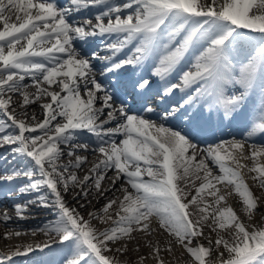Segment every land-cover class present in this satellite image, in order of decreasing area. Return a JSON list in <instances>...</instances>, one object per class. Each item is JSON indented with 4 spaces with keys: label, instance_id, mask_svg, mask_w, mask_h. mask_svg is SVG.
I'll return each instance as SVG.
<instances>
[{
    "label": "snow or ice",
    "instance_id": "1",
    "mask_svg": "<svg viewBox=\"0 0 264 264\" xmlns=\"http://www.w3.org/2000/svg\"><path fill=\"white\" fill-rule=\"evenodd\" d=\"M108 3L109 0H69L68 7L60 8L53 2L0 0L3 24L0 114L8 116L11 126L18 131V134L9 133L0 125V145H16L11 149L13 156L27 158L25 167L13 168L5 179L10 182L13 178H26L27 183L18 188L21 194L39 192L42 188L49 190L51 204L44 195L28 203L56 210L57 220L49 223L46 230L59 235L69 248L65 264H119L107 255L112 251L111 245H120L117 251H128L124 238L131 237L138 229L151 231L153 216L159 218V227L194 257L193 264H206L205 254L209 249L189 245L193 237L200 235L197 226L208 219L206 209L200 207L199 194L210 189V183H202L196 189L198 195L184 202L190 176L200 179L201 169L205 180L211 176L204 158H211L223 173L212 180L234 185L248 208H255L256 203L241 175L226 166L225 157L220 155L221 151H228L225 144L200 149L188 131L179 124L168 127L166 122L182 120L191 130L195 120L204 118L205 114L209 121L215 117L221 123L244 116L250 128L246 139L264 132V0H126L123 5L109 6L97 13L95 23L89 18L68 19L72 12ZM129 9L122 17L121 13ZM244 29L258 33L262 39L242 38ZM95 36L109 37L103 46L106 55L93 50L90 57H82L74 46L75 41L88 43ZM245 36L254 37L250 33ZM125 50L128 54L119 58ZM92 61L101 63L100 71L106 79H113L117 84L123 81L125 94L133 96L139 110L146 114L155 112L149 103L153 91L161 99L179 94L180 100L162 111L161 123L129 114L124 101L119 108L115 107L117 93L90 75L94 70ZM186 61L194 71L184 70ZM149 65L148 75L137 74V69ZM127 68L133 71L125 76L121 70ZM57 77L62 79L57 81ZM26 78L37 86L41 79L48 85L56 82L66 93H47L53 103L43 105L44 119L34 126L8 115L11 105L8 94L27 88L23 83ZM77 78L83 83H77ZM81 88L87 100L81 99ZM250 100L259 112V123L252 120L254 111L249 109ZM98 101L101 107H94ZM24 103H28L27 96ZM104 115L107 119L102 120ZM113 122L115 128L101 131ZM77 130L93 134L97 140L94 151L104 155L91 169L95 175H85L83 179L68 170L81 168L86 158L76 156L74 163H59L64 156L59 145H72L68 156H73L78 148L87 149V144H73ZM117 136L123 137L119 144ZM229 147L242 148V144L232 141ZM252 156H264V149L254 150ZM197 157L204 158L194 164ZM229 157L235 159L230 154ZM108 170L116 172L113 189L123 175L134 191L122 189V200L107 201L103 208L104 222L111 221V226L100 231L91 222L95 214L89 213L86 218L78 210L85 205L72 207L65 194L78 185L80 191L73 201L85 199L90 195L85 188L93 182L97 195L112 191L101 190ZM253 171L258 173L259 183L264 186V166ZM210 191L216 197V204L225 199L223 195H216L215 188ZM117 205L118 218L113 219L107 214ZM190 205L195 206L200 219L190 218L193 214L187 211ZM26 208L27 205H15L21 214L18 218L23 219ZM218 211L219 227L223 229L225 222H234L239 241L229 244L227 240H216L228 253V258L220 264H264V228L249 232L236 221L231 208ZM10 219L4 215L0 222L7 224ZM160 252L159 246H155L154 257ZM0 264H10V258L0 256Z\"/></svg>",
    "mask_w": 264,
    "mask_h": 264
},
{
    "label": "bare ground",
    "instance_id": "2",
    "mask_svg": "<svg viewBox=\"0 0 264 264\" xmlns=\"http://www.w3.org/2000/svg\"><path fill=\"white\" fill-rule=\"evenodd\" d=\"M122 1L123 0H109L108 4H106V5L104 4V7L119 5V4H122L121 3ZM125 2H126V0H124V3ZM129 11H131V9L122 12L121 13L122 17L126 16ZM257 14H259V13H257ZM13 22H15V21L13 20ZM104 22L107 23V18H105ZM2 28H3V24H2V22H0V30H2ZM241 31H242V33H241L242 38L253 39V40L262 39L261 37H259L258 33L249 32V30H247V29H244ZM249 33L251 35H253L254 37H246L245 36V34H249ZM0 66H2V65H0ZM190 70L194 71V68H191V66H190ZM90 75L93 76L91 73H90ZM59 79H62V77L56 78L57 81ZM31 82H33V81L30 78H26L25 81H23V83L25 85H28L27 88L23 89L21 92L8 94L9 96H11V105H10L9 113L11 115H15L16 118H19L20 120H24L30 126H34L36 122L37 123L42 122L44 119L43 105L51 104L53 102L51 101V97L49 95H47V93H52V92L45 89V85H48L47 82H44L41 79L39 86H37V84H32ZM76 82L80 83V84L83 83V81L79 80L78 78H77ZM52 85L54 87H56V89L59 90L60 95L66 94L62 91V88L60 86H58L56 82H54ZM41 90H43V94H42ZM14 94H15V96H14ZM25 96H27V99H28L27 104L24 103ZM80 97L82 100H87V95H86V92L83 90V88H81ZM5 98H7V97H5ZM253 99H256V98L254 97ZM248 104H249V108L251 110H253L254 109L253 101L250 100L248 102ZM94 107H101L99 101L97 102L96 105H94ZM3 118L5 119V122H9L8 118L5 115ZM101 119L102 120L107 119L106 115L102 116ZM119 119H120V117L117 116V120H119ZM239 121L240 122L236 123L237 120H234L233 123H235V124H233V125H239V126L238 127H231V130H229L228 132H225V134H227L225 137H227V138L222 139V140H216L214 145L221 144V143L225 144V148L228 149L227 153L232 155V157L235 158V159H233L235 162L228 160L225 162V164L228 167L234 168L241 175L244 184L246 181L250 182V185L255 188L253 199L257 200L255 202L256 207L252 208V209L248 208V210H246L243 207V205L239 202L241 200L243 201V197L241 199L237 200L236 199L237 195L235 194V192L233 190L228 192L225 189V191H223V193H221V194L225 195L224 196L225 199L223 200V204H222V209L231 208L233 210V214L236 216V221H238V219H240V221L244 223V224L243 223L242 224L245 226V229H246L247 225L250 226L252 224L250 227L252 229L256 230L257 228L255 229L254 223H250V218L255 221V223H256L255 225H257L258 223H260L261 221L264 220V186H262L261 184H258V181H259L257 178L258 173L253 171V169L260 167V166H264V156L253 157L252 152L254 150L259 151V150L264 149V137L251 136L250 138L246 139V137H248V135L239 133L240 130H243L245 127H247L246 126L247 122H244L245 117L242 116L241 119H239ZM61 122H64V121H61ZM228 122L229 121L225 120V123H228ZM53 123H55V122H53ZM214 123H216V121ZM114 125H116L115 122L107 124L105 126L112 127ZM208 125H210V123H208ZM11 128H12V126L6 127L7 130L11 129ZM13 130H16V128H14ZM184 131H187V130H184ZM233 132L238 133V134H231ZM76 136H77V138H82L81 135H76ZM77 141L74 140L73 144H76ZM232 141L240 142L242 144V148H236V149L230 148L229 143ZM225 142H228V143H225ZM199 146H201V145H199ZM59 147L64 152V156L59 161V163H62V164L74 163L75 158L77 156V153H81L83 151V149L78 148L73 156H68L67 153L70 150V148L72 147V145H59ZM201 148L205 149V147H201ZM89 152H91V149L87 150V152L84 153V154H86L85 156L84 155L80 156L81 158H86V161H87L86 164L82 165L81 168H74V167L70 168L68 171L76 174L77 176L79 174H82L83 177L85 175H95V173L91 172V169L93 167H95L96 165H98L104 159V157H100V159H96L97 155L94 154L96 158H94V156H88V155H93V154H89ZM65 157H67V158H65ZM201 158H204V157H197L196 158V159H198L197 163L199 162V159H201ZM204 160H206V165L210 169V172H211V176L209 177L208 180H205L204 183H210V187H211V186H213V184H217V181L212 180V177L221 176V175H223V173L220 171L219 165L216 164L211 158H204ZM115 177H116V172L114 170H108L106 173V179H104L101 183V190L113 189L112 181L115 179ZM37 178H38V176H37ZM123 182L126 183L127 180L123 175H121V178L118 182H116L114 189L112 191L105 192V194L103 196L97 195L95 187H94V182L90 183L85 188V191H89L90 195L85 199H79V200L73 201V197H75L77 195L78 191H80V188L77 185L76 187H73L71 191H69L68 193L65 194V199L71 203L72 207H78L80 204H84L85 206L83 208H78V210L81 211V213L84 216H88L89 213H94L96 215V213L98 212L96 210H100V208L105 206L107 201L110 200L112 197H114L116 194H118L119 191H122V189L127 188V187H125L126 185ZM230 186L235 187L234 185H230ZM211 188H214V187H211ZM61 191H62V189H61ZM39 192H40L39 194L48 196V193H46L45 188H42ZM39 194L35 191L31 192V193H26V194H19L15 197V199L19 200L20 205H27L26 211H24V213L30 212V209L28 207H30L33 210H38V211L46 210L47 212H50L52 209L51 206L41 207L38 203L34 204L35 202L34 203H28L29 201H36L37 197L40 196ZM48 201H49V203H51L52 199L48 200ZM0 202H1V205L3 206V208L0 210V221H2V218L4 215H7L8 217L11 218L7 222V224H5L4 222H2V224H0V235L1 236H3L5 238V236L7 234V237L10 238L11 235H17V232L20 233L19 235H23V234L27 235V231H28V234H30V236H33L34 233H37V234L39 233L38 230L36 231V229H34L35 227L29 228L31 226V224L35 225L36 222L33 223V221L29 222L27 220V221H25V223L24 222L20 223L19 221H16V219L14 218L15 217L14 215L9 214V211L13 210V206L10 205L11 200L9 197L8 198L1 197ZM210 205L212 206L211 207L212 209L215 207L216 208L218 207V204H215V203L210 204ZM2 206H0V207H2ZM94 206H96V207H94ZM41 208H44V209H41ZM51 212H53V211H51ZM46 216H49V215H46ZM42 222H43V224L47 223L48 218L42 219ZM205 222L208 225L207 231H209V232H205L204 234L200 233V235L193 237L192 242L189 246H191V247H198V246L206 247L207 244L217 245L216 240H218V239L221 241L227 240L228 242H233V243L238 241V239L236 237V231L231 232V231H229V229L226 231V233H229L232 235L231 237H226L227 236L226 233L224 235H220L218 233L215 234L216 233L214 231L215 226H218L220 223L217 220H214L212 222L211 221L209 222V220L208 221L206 220ZM6 227H8V228H6ZM7 229H9V230H7ZM140 234H143V233H140ZM214 234L216 236H215V242L213 243L209 237H212V235H214ZM24 239H20L16 243L12 242V244H10L8 242L6 244L0 245V248H8L10 245L12 247H13V245H16L17 247H22L27 243V241H25ZM142 240H143V242H145V241L149 242L147 237H143ZM220 246H223V244H221ZM0 252H1V250H0ZM4 255H5V253H1L0 256H4ZM227 258H228L227 252H225V253H222V252L211 253L208 251V253L205 254V260H206L207 264H220V261L222 259H227ZM59 260L60 259H54L51 261V264H58Z\"/></svg>",
    "mask_w": 264,
    "mask_h": 264
},
{
    "label": "rangeland",
    "instance_id": "3",
    "mask_svg": "<svg viewBox=\"0 0 264 264\" xmlns=\"http://www.w3.org/2000/svg\"><path fill=\"white\" fill-rule=\"evenodd\" d=\"M31 83L34 84L33 82H31ZM45 89L48 91H51L52 93H58L59 94V90L56 89V87H54L53 85H45ZM14 96H15V94H14ZM8 115H11V114L8 113ZM16 119L20 120L19 118H16ZM4 126H6V127L11 126V121L9 120V122H7ZM7 131L9 133L18 134L17 129L16 130L9 129ZM4 144H7V143H4ZM76 144H78V143H76ZM0 146L3 147V145H0ZM215 146L216 145H212L211 147H215ZM198 148L202 149L201 146H198ZM82 153H77V156H82V155L85 156L86 155V154H84V152H82ZM91 154H93V155H88V156H94V158H95L94 154H96L97 155L96 159H98V157L103 156V154H101L99 156V153H94V152H92ZM220 155L225 157V162L228 160L234 161L232 158L229 157V154L225 151H221ZM230 156L232 157V155H230ZM65 158H67V157H65ZM197 161H198V159L193 161V163L195 164V163H197ZM205 164H206V160H205ZM199 175H200V179H194L191 176L189 177V180L191 181V183L185 189L188 192V196L184 202H188L189 200H191L192 196L198 195L196 192V189L199 188L200 185L202 183H204V181H205V179H204L205 174H204L203 169L200 170ZM78 178L82 179L83 175L79 174ZM144 178L147 179L146 177H144ZM123 183L126 185L125 187H127L125 189H128L129 192L134 191L131 188V185H129L127 182L126 183L123 182ZM245 184L247 185L248 190L253 194V198H254L255 188L250 185V182L246 181ZM258 184H260L259 181H258ZM180 186L184 187L183 182H180ZM211 187H214L217 190V193H216L217 196H220V195L225 196L224 194H221V193H223V191H225V189H226V191H228V192L233 190L235 192V194L237 195V197H236L237 200L242 198L239 195V193L236 191L235 187H231L230 185L227 184L226 181L217 182V184H213V186H211ZM211 187H210V189H211ZM210 189H205V191L203 193H200L199 196L202 200V203H200V207H203L206 209V214L208 215L207 221L209 220V222L210 221L212 222L214 220H217L216 217L219 215L218 210H223L222 209L223 201H220L217 208L215 207L212 209L211 208L212 206L210 204H214V203L216 204V202H215L216 197L211 194ZM47 191L49 193V195L47 196L48 200H51L52 196H51L49 190H47ZM39 195L41 196L42 194H39ZM44 196H46V195H44ZM115 198H119L122 200V191H119L118 194H116L111 199H115ZM256 201L257 200L254 199V202H256ZM239 202L243 205V207L246 210H248L247 205H245L242 200ZM34 204H37V203H34ZM49 204H51V203H49ZM94 207H96V206H94ZM28 208L30 209V212H26V213L23 212L22 213L23 219L18 218L21 214H18L17 211L15 210V208L13 210H10L9 214L14 215L15 216L14 218L16 219V221H19L20 223H23V222L25 223V221H27V220L29 222L33 221V223L36 222L35 225L31 224V226L29 228L35 227L34 229H36V231L38 230L39 233L38 234L34 233L33 236H30V234H28V231H27V235L26 234L25 235L24 234L23 235H11L10 238H8V237L4 238L3 236L0 235V243H1L0 245L6 244L8 242L10 244H12V242L16 243L20 239H24V238H25L24 240L27 241V243L22 247H17L16 245H13V247H12L10 245L8 248H0V250H1L0 255H1V253L14 254L17 252L19 253L20 251L24 252L27 250V248H28V250L33 249V248H35L36 245L39 246V245H43V244H47V243H52L54 241L56 242L57 240L61 239L59 235L46 230L47 225L49 223H54L57 220L56 210L53 207H52L51 211H53L54 213L51 211L47 212L46 210L38 211V210H33L30 207H28ZM103 208H104V206L102 208H100V210H96L98 212L96 213L95 218H93L91 221L92 224L95 227H97L100 231H103L106 228L111 226V221H109L108 223L104 222L105 214L103 213ZM1 209H2V207H0V210ZM41 209H44V208H41ZM117 210H118V205L114 206L112 209H109V212L107 215L112 216L113 219H117L118 217L115 215ZM187 211L193 213L190 217L191 219H193V220L200 219L198 212L195 211V206L190 205L189 209ZM46 215H49V216H46ZM85 217L87 218L88 216H85ZM46 218H48V222L43 224L42 219H46ZM150 221H151V231L144 232V231L138 229V230L131 233V237L124 238V244L127 246L128 251H126V252L122 251V250L117 251V249L120 248V245L113 243L111 245L112 251L108 252L107 255L112 257L114 260L118 261L119 264H160L161 260L163 261V264H193L194 257H191L190 254L187 252V250L185 248H183L175 240V238L173 236H171L166 230L159 227V218L153 216L150 218ZM218 222H220V221H218ZM237 222H239L240 224L243 223L240 221V219H238ZM225 223H226V227L223 229L220 228L219 225L215 226V229H214V231L216 232L215 234L218 233L220 235H224L228 229L231 232L236 231V228L234 226V222H232V223L231 222H225ZM250 223H254L255 229L257 228L256 230L264 228V220L261 221L260 223H258L257 225H255L256 224L255 221L250 218ZM0 224H2V222H0ZM250 226H248V225L246 226L247 231H249V232L256 231V230L252 229ZM197 227H198L201 234H204L205 232H209V231H207L208 225L206 224L205 221H202V223L199 224ZM6 228H8V227H6ZM7 230H9V229H7ZM140 233H143V234H140ZM215 234L212 235V237H209L213 243L215 242V236H216ZM226 235H227L226 237L232 236L229 233H226ZM143 237H147L149 242H146V241H145L146 243L143 242V240H142ZM237 242H239V241H236L234 243H237ZM234 243L229 242V244H234ZM155 246H159V248L161 249L160 255L158 257H154V255H153ZM168 248H171V251H167L166 249H168ZM206 248H208L209 252H211V253H217V252L225 253V252H227V250L223 246H220V245L207 244ZM141 258H143V260Z\"/></svg>",
    "mask_w": 264,
    "mask_h": 264
}]
</instances>
